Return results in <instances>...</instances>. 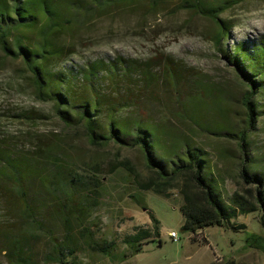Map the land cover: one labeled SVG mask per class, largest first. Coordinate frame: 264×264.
<instances>
[{
    "label": "rangeland",
    "instance_id": "1",
    "mask_svg": "<svg viewBox=\"0 0 264 264\" xmlns=\"http://www.w3.org/2000/svg\"><path fill=\"white\" fill-rule=\"evenodd\" d=\"M222 16L229 19L231 28L230 36L221 40L220 50L215 24L184 7L182 1L129 0L112 7L108 15L91 19L77 33L87 46L69 62L80 64L107 56L145 61L160 54H170L181 62L188 72V91L200 90L193 81L203 83L206 105L198 113L199 126L175 113L179 111L176 98L163 89L156 93L155 117L207 151L222 175L226 197L241 189L238 168L244 154L235 136L214 133L212 125L221 124L229 132L247 126L241 104L247 86L225 55L238 43L264 36V0L240 2ZM27 75L20 59L7 58L0 50V139L18 153L33 156L36 151L55 162L44 171L49 179L59 180L66 174L65 179L74 176L76 181L66 187L68 195L59 192L58 196L50 180L40 182L41 174L23 182L27 197L41 202L35 208L36 222L25 219L20 211L21 196L9 190V183L0 182V264H59L55 260L57 243L75 248L77 264H264V250L250 247L245 240L250 233L262 234L258 212L231 219L245 228L234 231L211 225L199 229L197 241H192L194 234L181 228L182 199L176 188L169 189L167 196L144 188L151 173L141 152L112 142L92 145L81 126L65 125L51 102L37 98ZM257 100L263 105L264 100ZM247 133L250 158L246 163H256L257 168L264 165L263 112ZM135 197H142L143 204ZM148 210L159 221L158 236L142 242L139 251L124 260L129 248L121 239L135 226L150 224ZM170 231L177 233V240ZM104 241L115 242L109 255L92 248Z\"/></svg>",
    "mask_w": 264,
    "mask_h": 264
},
{
    "label": "trees",
    "instance_id": "2",
    "mask_svg": "<svg viewBox=\"0 0 264 264\" xmlns=\"http://www.w3.org/2000/svg\"><path fill=\"white\" fill-rule=\"evenodd\" d=\"M127 1L0 0V50L3 56L22 61L37 98L51 102L56 116L65 125L81 126L92 145L112 142L119 147L138 149L151 173L144 188L162 196L176 188L182 199L181 228L194 234L190 237L192 241H197L199 229L211 225H224L234 231L245 228L231 219L238 214L258 212L262 234L250 233L245 240L250 247L264 250V165L257 163L254 168L256 163H246L250 145L247 131L255 127L258 115L264 113V102L259 105L257 100L258 97L264 100V36L254 42L238 43L231 54L225 55L247 86L241 97L247 126L229 132L221 124L212 125L214 133L235 136L244 154L238 168L241 189L225 197L222 175L215 170L207 151L194 145L191 137L172 132L163 118L155 117L156 93L163 89L176 98L179 111L175 113L199 126L198 113L206 105L203 83L193 81L200 90L188 91V72L181 62L170 54L155 55L145 61L107 56L80 64L69 62L87 46L77 33L91 19L108 15L112 7ZM180 1L215 24L216 43L222 50L221 40L230 36L231 28L229 19L222 14L246 0ZM164 109L170 113L167 107ZM51 161L36 151L33 156L18 153L13 145L0 139V182L9 183V190L21 196L20 211L31 222H36L35 208L41 202L39 198L27 197L23 183L26 179L31 181L41 174L40 182L50 180L57 196L59 192L68 195L67 186L76 181L74 176L65 179L66 174L61 173V179H49L44 171L49 164H55ZM135 200L138 204L144 202L142 197ZM148 213L149 225L135 226L132 233L121 239L129 248L124 260L136 254L142 242L158 236L159 221L150 210ZM114 247V241L92 245L104 255H109ZM55 248L59 264H77L74 247L57 243Z\"/></svg>",
    "mask_w": 264,
    "mask_h": 264
},
{
    "label": "built area",
    "instance_id": "3",
    "mask_svg": "<svg viewBox=\"0 0 264 264\" xmlns=\"http://www.w3.org/2000/svg\"><path fill=\"white\" fill-rule=\"evenodd\" d=\"M170 236L173 240H177V233L175 231H170Z\"/></svg>",
    "mask_w": 264,
    "mask_h": 264
}]
</instances>
